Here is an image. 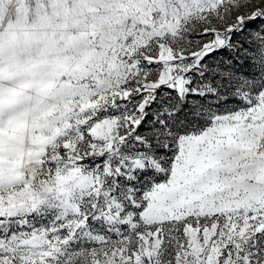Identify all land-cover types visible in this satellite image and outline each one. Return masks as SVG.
Wrapping results in <instances>:
<instances>
[{
	"label": "snow or ice",
	"instance_id": "snow-or-ice-1",
	"mask_svg": "<svg viewBox=\"0 0 264 264\" xmlns=\"http://www.w3.org/2000/svg\"><path fill=\"white\" fill-rule=\"evenodd\" d=\"M0 264H264V0H0Z\"/></svg>",
	"mask_w": 264,
	"mask_h": 264
}]
</instances>
